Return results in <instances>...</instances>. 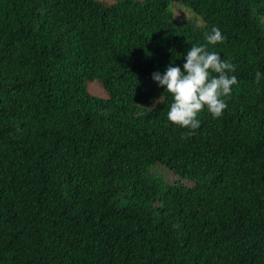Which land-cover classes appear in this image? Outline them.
Returning a JSON list of instances; mask_svg holds the SVG:
<instances>
[{
  "label": "trees",
  "instance_id": "1",
  "mask_svg": "<svg viewBox=\"0 0 264 264\" xmlns=\"http://www.w3.org/2000/svg\"><path fill=\"white\" fill-rule=\"evenodd\" d=\"M192 45L237 77L196 129ZM0 264H264V0H0Z\"/></svg>",
  "mask_w": 264,
  "mask_h": 264
},
{
  "label": "clouds",
  "instance_id": "2",
  "mask_svg": "<svg viewBox=\"0 0 264 264\" xmlns=\"http://www.w3.org/2000/svg\"><path fill=\"white\" fill-rule=\"evenodd\" d=\"M205 38L210 45L226 39L217 27L206 32ZM185 59L183 71L169 65L165 73L155 72L152 78L158 86H166V92L173 96L168 121L182 128L196 129L199 127L197 113L205 106L214 119L222 115L227 107L222 97L230 96L231 86L237 83V77L228 75L235 70L232 63L222 60L216 52H208L205 46L192 45ZM260 77L261 73L257 72L256 82ZM161 99L162 96L155 101L153 108L160 104Z\"/></svg>",
  "mask_w": 264,
  "mask_h": 264
},
{
  "label": "rangeland",
  "instance_id": "3",
  "mask_svg": "<svg viewBox=\"0 0 264 264\" xmlns=\"http://www.w3.org/2000/svg\"><path fill=\"white\" fill-rule=\"evenodd\" d=\"M175 16L177 18L179 17H183L184 16V13L178 9V10H175ZM87 87H88V91L94 95H97V96H105V92L101 86L100 83H98L97 81H93V82H89L87 84Z\"/></svg>",
  "mask_w": 264,
  "mask_h": 264
}]
</instances>
